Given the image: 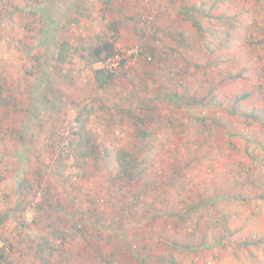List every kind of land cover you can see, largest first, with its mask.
Masks as SVG:
<instances>
[{
  "label": "rangeland",
  "instance_id": "1",
  "mask_svg": "<svg viewBox=\"0 0 264 264\" xmlns=\"http://www.w3.org/2000/svg\"><path fill=\"white\" fill-rule=\"evenodd\" d=\"M14 2L32 5L7 26L0 21V60L11 61L8 67L0 61V264H169V256L180 264H264V120L242 115L248 108L264 111V0ZM39 5L44 20L59 14L60 26L48 29L53 40L44 43L33 24L40 13L32 6ZM190 5L209 14L203 33L179 13ZM29 23L32 33L23 28ZM155 32L161 39L152 64L147 44L129 73L98 87L104 63L93 62L96 48L108 42L136 54ZM179 32L183 44L171 35ZM171 70H181V80ZM35 82L32 101L27 88ZM182 85L201 94L214 87L219 103L209 98L201 109L183 110L167 94L147 136L118 117L106 118L99 106L106 99H158ZM200 111L225 121L196 120ZM7 152L24 155L12 159ZM128 163L138 180L124 175ZM173 173L178 179L163 190ZM157 178L156 197L147 186L142 198L139 189ZM204 191L216 199L206 211L209 223L190 249L171 246L193 231L189 220L174 226V211ZM154 207L159 222L150 224Z\"/></svg>",
  "mask_w": 264,
  "mask_h": 264
},
{
  "label": "trees",
  "instance_id": "2",
  "mask_svg": "<svg viewBox=\"0 0 264 264\" xmlns=\"http://www.w3.org/2000/svg\"><path fill=\"white\" fill-rule=\"evenodd\" d=\"M15 0H0V20H5V19H9V18H14L15 15H17L20 12H26L28 10V8L31 7L32 4H27L23 7L21 2L15 3ZM49 2H51V0H47ZM41 5H39L37 8L35 6H32V8H35V12L38 10V12L40 14L38 15V19H39V23L36 21L33 22L34 26H36L37 28L40 27V33H39V37L40 39H44L43 42L44 43L48 40H53V37H48V35L50 34V32L48 31V29L50 28V26L53 23H57L60 26V23L58 20V13L57 11H52L53 15H47L48 20H44L45 18V14L42 13V10L40 8ZM182 8V9H181ZM205 8L199 6H182L180 7L179 13L184 15L185 17H183L184 19H189L192 24V26L195 28L196 31H198L199 33H203L205 31V27L203 25V21L202 19L204 17H206L209 14H206L205 12ZM29 12V10H28ZM55 16V18H53ZM119 24V23H118ZM116 24V25H118ZM26 32L28 33H32L33 32V27L32 25L29 24H25L24 27ZM59 28V27H57ZM171 35L174 37V39L176 41H180L181 44L184 43V33L183 32H179V33H171ZM148 42H146V44H140V48L138 47V52L136 54L133 55H127V56H123L120 60V64L114 68H111L110 66H108V64L106 66L105 63L107 61L108 58H110L111 56H114L117 51H115L113 49V45L110 43H106L105 46L103 48H96L93 52L94 55V59L93 62H97V63H101L103 65V67H101L98 70V73L101 75L97 76V83H98V87L99 88H105L108 84H110L114 79L117 78L118 75H120L121 72H123V74L129 73L130 69L133 68V65L131 62H133V58L138 56L139 53L141 56V61L143 60V58H145V50L144 48H147V44H149V49L150 52L152 54V58L151 56L148 57L147 61H150L148 63H153L155 58H158V55L155 53L156 49L158 48V45L156 44V40H160L161 37L158 34H156V32L154 34H150L147 35ZM178 41V42H179ZM151 45V46H150ZM157 47V48H156ZM156 48V49H155ZM104 51H106V55L105 57H101V54L104 53ZM63 55V54H62ZM59 58H65V56H59L57 59ZM152 68L150 67L148 70V79L152 80L153 83L155 82V75L151 74V70ZM150 71V72H149ZM172 72L173 78H177L180 79L182 76L181 74L183 72H181V70H171L170 73ZM151 74V75H150ZM180 75V76H179ZM242 74L238 73V74H232V79H236L241 77ZM181 80V79H180ZM226 79H224L223 81H225ZM107 83V84H106ZM202 86L204 87V83H202ZM261 87V85H260ZM184 88V89H182ZM28 91H30V98L31 100H35L36 96H34V93L36 91V82L33 85H30L28 88ZM31 89V90H30ZM214 87L211 88L208 92L204 91L201 93H199V89L194 90L193 92H189V88L186 85H182V87L176 89V90H170L169 92H165V94H160L157 96L158 99L154 98L152 95L148 96L145 98L144 101L142 102H136L135 104H131L129 103V100L126 98L127 103H120V101H116L113 104H110V100H103L100 101V109L103 110V113H105V115L107 116L106 118L108 119H114L115 117L120 118L121 120H123L125 123H127L128 125H133L135 127V129L137 130V133H139L142 136H147L148 133L150 132L149 130V126L150 125H154L155 121H156V110L157 108L160 106L159 102H161L162 99H168V96H171V98L174 100V98H176L177 100H180V103L183 105L182 109L185 110H190L192 109L194 106L198 107V109L203 108V105H206L208 102L207 100L210 98V101H212L215 105H217L219 103L218 100V95L214 92ZM137 91V90H136ZM250 94L249 93H245L244 95L239 96L238 98L240 99H244L245 97H248ZM10 99H15V97L13 96V98ZM120 99V98H119ZM161 99V100H160ZM159 100V101H158ZM124 105V106H123ZM228 104L223 103L222 108L223 109H227ZM230 108L232 109L233 112L239 110V106L237 105V103L233 102L230 105ZM34 111H36V109H34ZM170 111L166 112L169 114ZM33 114H36V112H33ZM242 115L245 119L247 120H252V121H257L258 119L260 121L264 120V111L262 112H257V109L252 108V109H246L243 110ZM180 118V119H179ZM200 118L204 119V122L209 123L206 120H210L213 121L215 123H220V121H225V118L223 116L220 117H216L213 118L212 115H206L202 113V111L196 113L195 115V119L199 120ZM168 121H171L172 123L174 122V118L172 116V112L170 113V116L168 115L167 117ZM177 120H181V115H179L177 117ZM132 165L130 163H128L126 166H124V170L123 173L124 175H126L131 181H135L138 180V173L137 172H131L132 171ZM177 170V169H176ZM180 170V167H179ZM167 171V170H164ZM168 179L167 183L165 186H161L163 187V190H168L171 185L178 179V177H176V173L167 175L163 180ZM162 180H160V178H157L155 180H153V182H150L151 184L147 183L146 186H144L143 188L139 189L140 194L142 195V198L145 194V196H147L146 192V188L147 186H150L152 188L153 191V197H156L157 193L159 192L155 186V182L161 183ZM140 194L136 193L134 198L139 199L141 196ZM200 198H195V197H191L188 200H183L180 201L179 206L176 208V210L173 213V217H174V226L178 227L179 224L181 223V221L183 222H187L189 220V227L193 230L191 233H189L190 235L186 236L185 239L183 241L175 239L172 241V243L170 244L171 246L177 248V247H184V248H189L193 245L190 244L192 242V240L194 239V237L197 234V231L202 228L204 223H209V217L206 213V211H208V209L215 207L216 203H215V197H212L208 191H204L202 192V194L200 195ZM212 197V198H211ZM264 197V194L263 196ZM243 198V197H242ZM245 199V198H243ZM140 202V200L134 202L133 204L138 205V203ZM157 203V202H156ZM163 202L157 203V206H163L162 205ZM159 208V207H158ZM154 207V214L151 216L150 220H148V222L151 224L153 221H156L157 216L155 215V212H157L159 209ZM161 209V208H160ZM165 211H162L161 214H163ZM160 215V213H159ZM198 215V218H197ZM197 218V220H196ZM227 220V218H225ZM157 221L159 222V220L157 219ZM153 225V224H152ZM119 226L121 228H123L122 224L119 222ZM229 229V228H228ZM230 232H232L230 230ZM233 233V232H232ZM205 234V232L203 233ZM192 237V238H191ZM258 241H262V238H259ZM240 244H243V242H241ZM187 246V247H186ZM149 258V257H148ZM147 258V259H148ZM145 259L143 262L146 263ZM169 264H180L174 257L169 256L167 258V261Z\"/></svg>",
  "mask_w": 264,
  "mask_h": 264
},
{
  "label": "built area",
  "instance_id": "3",
  "mask_svg": "<svg viewBox=\"0 0 264 264\" xmlns=\"http://www.w3.org/2000/svg\"><path fill=\"white\" fill-rule=\"evenodd\" d=\"M137 50L130 52L129 50H121L117 51V53L114 56H111L110 58L107 59L106 65L110 66L111 68H114L120 64V60L123 56L126 55H133ZM7 252L11 253L10 250L7 248Z\"/></svg>",
  "mask_w": 264,
  "mask_h": 264
},
{
  "label": "crops",
  "instance_id": "4",
  "mask_svg": "<svg viewBox=\"0 0 264 264\" xmlns=\"http://www.w3.org/2000/svg\"><path fill=\"white\" fill-rule=\"evenodd\" d=\"M0 21H2V22H4V24L7 26V23H5L6 21H7V19H5V20H0ZM6 26L4 27V28H6ZM15 33H17V32H15ZM19 40H20V38L21 37H17ZM1 61V60H0ZM10 60H9V58L8 57H6V59L5 60H2L1 61V66L2 65H4L5 67H8L9 66V64H10ZM1 72L2 73H5V71H4V69H2L1 68ZM5 74H7V72L5 73ZM7 154L9 155V157L10 158H15V159H17V158H19L20 156H23L24 154H23V152H7ZM24 168H26V166H24ZM18 172L19 173H21L22 172V168L21 169H18ZM20 183L18 184V187H20Z\"/></svg>",
  "mask_w": 264,
  "mask_h": 264
}]
</instances>
